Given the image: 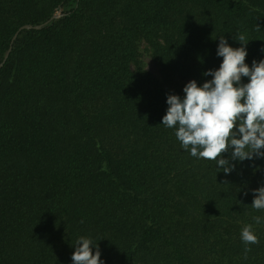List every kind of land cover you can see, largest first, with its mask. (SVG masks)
<instances>
[{"label":"trees","instance_id":"1","mask_svg":"<svg viewBox=\"0 0 264 264\" xmlns=\"http://www.w3.org/2000/svg\"><path fill=\"white\" fill-rule=\"evenodd\" d=\"M236 32L264 59V0H0V264H71L81 235L106 264H264V159L225 175L160 125Z\"/></svg>","mask_w":264,"mask_h":264},{"label":"clouds","instance_id":"2","mask_svg":"<svg viewBox=\"0 0 264 264\" xmlns=\"http://www.w3.org/2000/svg\"><path fill=\"white\" fill-rule=\"evenodd\" d=\"M233 39L241 46L232 47L225 36L218 37L219 67L202 73L211 79L202 84L190 80L183 86V95H166V114L160 124L174 129L183 151L197 160L214 162L218 172L225 175L246 160L264 159V59H254L249 66L248 38L236 32ZM251 192V208L264 210V183ZM252 220L256 225L264 223L261 216ZM240 240L246 253L259 243L252 224L241 228ZM71 247V264H106L98 243L90 237H77Z\"/></svg>","mask_w":264,"mask_h":264},{"label":"rangeland","instance_id":"3","mask_svg":"<svg viewBox=\"0 0 264 264\" xmlns=\"http://www.w3.org/2000/svg\"><path fill=\"white\" fill-rule=\"evenodd\" d=\"M137 65L143 66L144 69L148 70L151 72L156 78L161 80V75L159 68L155 61L151 58L150 56V50L148 48V45L143 42L141 43L139 47V52L137 56ZM189 80H181L180 82L183 84H186Z\"/></svg>","mask_w":264,"mask_h":264},{"label":"water","instance_id":"4","mask_svg":"<svg viewBox=\"0 0 264 264\" xmlns=\"http://www.w3.org/2000/svg\"><path fill=\"white\" fill-rule=\"evenodd\" d=\"M41 25H36V26H32V25H23L22 27H20V29L17 31V33L22 30V29H30V28H39ZM16 33V34H17ZM16 34L14 35V37L16 36ZM13 37V38H14Z\"/></svg>","mask_w":264,"mask_h":264}]
</instances>
